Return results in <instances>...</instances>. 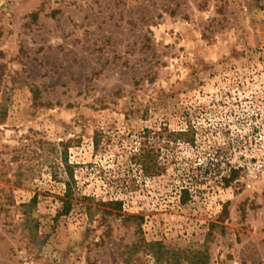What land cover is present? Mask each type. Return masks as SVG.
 Segmentation results:
<instances>
[{"label": "rangeland", "instance_id": "obj_1", "mask_svg": "<svg viewBox=\"0 0 264 264\" xmlns=\"http://www.w3.org/2000/svg\"><path fill=\"white\" fill-rule=\"evenodd\" d=\"M178 255L264 264V0H0V264Z\"/></svg>", "mask_w": 264, "mask_h": 264}, {"label": "trees", "instance_id": "obj_2", "mask_svg": "<svg viewBox=\"0 0 264 264\" xmlns=\"http://www.w3.org/2000/svg\"><path fill=\"white\" fill-rule=\"evenodd\" d=\"M145 151V150H144ZM133 162L135 163V165H137L138 167H140V169L144 172V173H155L157 171V167L155 164H152L150 163L151 160L149 159L148 161H144V160H141V153H138V155H136L135 159L133 160ZM68 212V208L66 209V212ZM149 244V243H148ZM157 247H156V253H154L156 255V258H162V248L159 247L158 244H156ZM167 256V255H166ZM172 262L166 258V262L170 261L169 263L170 264H174L176 261H178L180 259V256H175V257H172ZM193 261L194 262H191L190 264H204V262H197V260H195V256H193Z\"/></svg>", "mask_w": 264, "mask_h": 264}]
</instances>
